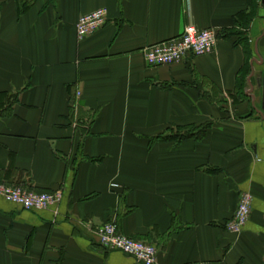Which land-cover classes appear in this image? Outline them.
Returning <instances> with one entry per match:
<instances>
[{"label":"crops","instance_id":"obj_1","mask_svg":"<svg viewBox=\"0 0 264 264\" xmlns=\"http://www.w3.org/2000/svg\"><path fill=\"white\" fill-rule=\"evenodd\" d=\"M257 1L245 30L249 0H0V178L63 193L41 210L0 195V264H143L100 243L109 221L162 264H264ZM98 8L106 23L79 40V16ZM190 24L219 30L213 52L147 65L146 45ZM186 126L204 131L155 139ZM245 191L250 219L229 232Z\"/></svg>","mask_w":264,"mask_h":264},{"label":"built area","instance_id":"obj_2","mask_svg":"<svg viewBox=\"0 0 264 264\" xmlns=\"http://www.w3.org/2000/svg\"><path fill=\"white\" fill-rule=\"evenodd\" d=\"M107 16L106 8H98L80 15L76 24L78 39L82 40L102 28L107 21ZM219 34V30L214 27L199 28L193 24L186 25L181 35L146 45L142 49V54L149 66L177 63L191 56L213 52L216 49ZM112 186L116 187L117 183H113ZM0 195L25 209L41 210L58 204L63 193L60 189L39 191L22 185H10L0 178ZM252 203V193L242 192L237 209L224 224L227 231L242 232L250 219ZM96 234L100 243L108 249L121 250L143 264H162L159 260L158 248L153 243L122 233L115 221L99 225Z\"/></svg>","mask_w":264,"mask_h":264},{"label":"trees","instance_id":"obj_3","mask_svg":"<svg viewBox=\"0 0 264 264\" xmlns=\"http://www.w3.org/2000/svg\"><path fill=\"white\" fill-rule=\"evenodd\" d=\"M259 6V2L257 0H249V8L250 11L246 13V19H245V23H243V29L246 30V28L249 27L251 21L253 20L254 16L256 15L257 12V8ZM244 16V14H243ZM233 34L238 35V40L240 43L246 44L247 43V37L245 35L244 30H236L235 32H232ZM243 81V79H242ZM198 127H192V126H186V127H178L176 130H181V129H188L189 132H187L186 134H179V133H175L174 129L169 128L167 131H165V133L160 134L158 136L155 137L156 140H182L184 138L187 137H191V136H195L194 132L196 133V136H201L202 132L204 130H197ZM196 130V131H195Z\"/></svg>","mask_w":264,"mask_h":264},{"label":"rangeland","instance_id":"obj_4","mask_svg":"<svg viewBox=\"0 0 264 264\" xmlns=\"http://www.w3.org/2000/svg\"><path fill=\"white\" fill-rule=\"evenodd\" d=\"M174 132L183 135V134H186L187 132H189V130L188 129H181L179 131V130L174 129Z\"/></svg>","mask_w":264,"mask_h":264},{"label":"water","instance_id":"obj_5","mask_svg":"<svg viewBox=\"0 0 264 264\" xmlns=\"http://www.w3.org/2000/svg\"><path fill=\"white\" fill-rule=\"evenodd\" d=\"M262 4H264V0H262Z\"/></svg>","mask_w":264,"mask_h":264}]
</instances>
